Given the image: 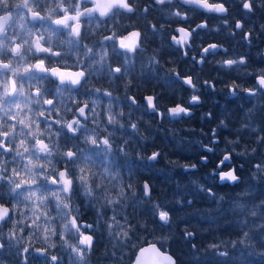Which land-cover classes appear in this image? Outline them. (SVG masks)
I'll return each instance as SVG.
<instances>
[{
    "label": "flooded vegetation",
    "instance_id": "flooded-vegetation-1",
    "mask_svg": "<svg viewBox=\"0 0 264 264\" xmlns=\"http://www.w3.org/2000/svg\"><path fill=\"white\" fill-rule=\"evenodd\" d=\"M218 2L227 9L225 14H206L184 0H126L131 12L125 11L119 0H95L108 10L101 15L97 9L82 17L81 36L73 39L48 19L32 18L31 10L42 11L49 0H27V6L25 0H0V28L4 29L0 40L7 43L13 36L24 37L28 30L49 29L56 47L62 50L59 57H47L49 62H64L62 66L85 71L79 85H58L34 72L18 79L42 80L47 95L55 94L74 110L87 100L89 115L76 135L53 124L60 133L49 137L60 149L51 156L56 170L49 167L45 175L36 176L35 183L21 182L19 172L25 161L0 148L5 161L0 167V205L9 209L0 217V264H56L57 254L49 253L41 242L47 239L50 249L52 245L56 251L59 234L80 247H85L80 241L82 234L94 237L92 228L98 215L88 206L90 165L96 159H92V148L99 151V159L102 152L112 154L125 146L131 150L129 158L142 157L149 163L158 160L164 176L182 182L184 196L196 197L192 207L197 212L200 236L215 225L211 219L218 212L231 214L233 229L243 224L240 218L244 214L245 219L247 212L264 217V88L257 84V71L264 69V0H249L251 11L243 7V0ZM82 7H92L91 0H83ZM173 9L187 13V18L171 15ZM202 22L206 26H198ZM177 28L191 34L183 47L172 41L180 35ZM137 30L138 46L133 44ZM127 45L133 50L128 51ZM88 48L91 51L85 55ZM6 55L0 47V57ZM239 57L246 62L229 68L216 63ZM117 67L118 72L114 71ZM232 82L239 87L230 91ZM193 95L199 100L190 102ZM73 97L76 105H72ZM146 97L152 99L153 108ZM15 100L12 96L4 103ZM176 106L182 110L171 113ZM110 117L114 122H109ZM0 123L15 121L0 115ZM46 123L51 121L41 118V127ZM20 131L27 135V129L16 125L15 132ZM88 135L95 136L96 143H107L95 148L84 139ZM17 138L24 136L3 137L5 146L15 148ZM67 148L74 157L61 154ZM225 152L230 160L217 167ZM151 154L156 158L150 159ZM230 167L238 179L221 182L219 173ZM59 170L66 172L67 188L59 180ZM35 171L44 173L43 167ZM193 200L187 199L188 206ZM39 248L43 254L35 252Z\"/></svg>",
    "mask_w": 264,
    "mask_h": 264
},
{
    "label": "trees",
    "instance_id": "trees-1",
    "mask_svg": "<svg viewBox=\"0 0 264 264\" xmlns=\"http://www.w3.org/2000/svg\"><path fill=\"white\" fill-rule=\"evenodd\" d=\"M130 152L125 146L116 148L110 163L103 165L99 177L102 191L90 200L91 207H99L100 212L94 221V240L98 239L94 248L81 251L75 243L60 238V264H130L135 250L149 242L166 248L176 264H264V217L256 219L249 213L243 224L233 229L231 214L218 212L215 216L224 220L214 216L215 225L200 236L197 212L192 207L196 197L184 196L182 182L164 176L158 160H134L128 157ZM142 179L150 185L148 197L142 193ZM188 198L193 200L191 206ZM159 210L168 213L166 223L157 220ZM217 250L224 253L219 255Z\"/></svg>",
    "mask_w": 264,
    "mask_h": 264
},
{
    "label": "clouds",
    "instance_id": "clouds-1",
    "mask_svg": "<svg viewBox=\"0 0 264 264\" xmlns=\"http://www.w3.org/2000/svg\"><path fill=\"white\" fill-rule=\"evenodd\" d=\"M157 3H163L164 0H156ZM83 0H49V5L42 11L36 9L31 10L32 18L48 19L53 25L62 27L66 30L67 35L73 39H78L81 36L83 29L82 17L90 15L94 10H99L101 15L105 14L108 10V6L99 7L96 5L95 0H91L92 7H82ZM185 4H192L199 8L206 14L216 13L225 14L227 9L218 0H184ZM27 6V0H25ZM119 5L124 8L125 11L131 12L133 8L126 3V0H119ZM243 7L248 11H251L249 0H243ZM57 13H59L57 15ZM171 15L178 16L181 19L187 18V13L181 12L177 9H173ZM198 26H206L203 22ZM155 26L153 25V28ZM237 27H241L238 22ZM4 31L0 28V34ZM180 33L179 37H173L174 44H179L181 47L189 41L190 32L186 29L177 28ZM53 33L49 29H36L35 31L28 30L24 37L13 36L9 42L0 40V47H2L7 55L0 57V115L8 116L9 119L15 121L14 124L0 123V148L5 150H11L16 156L21 157L25 161L23 169L20 170L19 175L21 182L35 183L37 175H45L48 172L49 167L56 170V165L52 162L51 156L53 153L60 152L59 147L49 137H57L60 135L55 129L53 124L59 128L64 129L67 133L76 135L80 129L85 126L84 121L89 119V115L86 114L88 107V101H80L79 107L75 110L72 106H66L65 102L60 100L55 94L49 96L45 93L42 80H27L21 81L18 79L21 75H28L29 73H40L48 76L55 81L58 85H64L71 83L72 85H79L85 76V71L80 68H71L62 66L64 62H56L53 60L49 62L47 57H59L62 55V50L56 47L53 39ZM133 44L138 46L139 31L137 30L133 34ZM213 47V46H210ZM127 50L132 51V45H127ZM91 51L88 48L85 52L87 55ZM155 59V58H154ZM244 57L228 58L217 60L216 63L219 66L229 68L236 63H245ZM114 71H119V68H114ZM176 71L175 68L172 69ZM6 73V75H4ZM185 82L190 86L192 85L190 78H185ZM257 84L264 88V69L257 71ZM230 91L239 85L232 82L228 85ZM15 96L14 103H4L9 97ZM199 97L193 95L190 97V102H196ZM149 108L153 106L152 99L146 97ZM135 103V101H133ZM78 101L75 97L72 98V105H76ZM94 110V109H93ZM180 106H176L170 109L171 113H179L181 111ZM186 111V110H185ZM53 113L55 115H53ZM41 118L51 123H46L44 127H41ZM109 122H114V117L109 118ZM16 125H21L27 129V135H24L23 131L15 132ZM7 128V131H2L3 128ZM134 128L135 125L133 124ZM24 136L23 139H15V148L6 147L3 137L12 139L13 136ZM86 139L89 143H95L96 139L93 135H88ZM31 140V143H29ZM107 143L106 140L103 141ZM231 143V141H229ZM33 153L36 157L33 158ZM63 156L72 158L75 153L71 148L64 149L61 153ZM40 155H44L45 159H40ZM230 160L229 153L225 152L221 158V161ZM218 161L217 167L222 164ZM5 163L2 156H0V167ZM19 163V161H18ZM43 167L44 173H39L35 170ZM25 170L27 175L25 174ZM16 171L15 169L13 170ZM59 180L63 182L64 187L67 188L68 181L65 179L66 172L63 170L57 171ZM219 179L221 182L227 180L234 182L238 179L234 168H228L222 170L219 173ZM15 205H13V209ZM9 209L3 205H0V217L7 214ZM159 218L165 223L169 220V215L166 211L159 210ZM73 227L75 225L73 224ZM79 231V229H77ZM92 237L86 234L80 236L81 243L89 245Z\"/></svg>",
    "mask_w": 264,
    "mask_h": 264
},
{
    "label": "water",
    "instance_id": "water-1",
    "mask_svg": "<svg viewBox=\"0 0 264 264\" xmlns=\"http://www.w3.org/2000/svg\"><path fill=\"white\" fill-rule=\"evenodd\" d=\"M127 37H130L127 36ZM153 108V107H152ZM187 113V112H186ZM156 155L151 154L150 159H155ZM142 187L144 190V195L148 196L150 194V187L146 181L142 182ZM158 219L162 221L159 218ZM89 235V234H88ZM91 236V235H89ZM92 242V239H91ZM91 243L87 245V247H90ZM38 254H42V250H35ZM175 263V258L169 254L168 252L162 251L155 243H147L142 246H140L131 262V264H174Z\"/></svg>",
    "mask_w": 264,
    "mask_h": 264
},
{
    "label": "rangeland",
    "instance_id": "rangeland-1",
    "mask_svg": "<svg viewBox=\"0 0 264 264\" xmlns=\"http://www.w3.org/2000/svg\"><path fill=\"white\" fill-rule=\"evenodd\" d=\"M92 144V146L93 147H95V148H97V146L98 145H106V143H103V142H101V141H99V143H91ZM96 151L99 153V151L96 149ZM92 156V155H91ZM94 157H96L97 158V156L94 154ZM92 159H93V156H92ZM105 163H110V161H104V162H102V164H105ZM95 164H97V163H95ZM95 164H91L90 166H91V171H92V173L94 174V176L95 177H100V175H101V170H100V167H99V165L97 164L96 166H95ZM95 181H97V182H100L99 180H95ZM95 181H93L91 184H90V186L88 187V189H90V191H93V190H95L96 192L95 193H99V190H98V184H96L95 183ZM59 242H60V240H59ZM100 246V245H99ZM60 247V246H59ZM63 250H61V252H62ZM56 252V254L58 255V257L59 256H61V253L58 251V250H56L55 251ZM70 254V253H69ZM64 260H66V259H64ZM60 262L61 261H59V264H60Z\"/></svg>",
    "mask_w": 264,
    "mask_h": 264
},
{
    "label": "snow or ice",
    "instance_id": "snow-or-ice-1",
    "mask_svg": "<svg viewBox=\"0 0 264 264\" xmlns=\"http://www.w3.org/2000/svg\"><path fill=\"white\" fill-rule=\"evenodd\" d=\"M221 163H222V161H221Z\"/></svg>",
    "mask_w": 264,
    "mask_h": 264
}]
</instances>
